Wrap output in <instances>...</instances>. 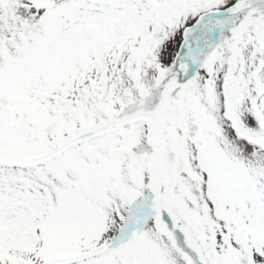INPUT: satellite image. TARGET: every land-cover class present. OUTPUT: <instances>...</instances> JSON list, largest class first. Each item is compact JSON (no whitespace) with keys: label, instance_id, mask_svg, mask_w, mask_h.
Masks as SVG:
<instances>
[{"label":"snow or ice","instance_id":"6c2138e0","mask_svg":"<svg viewBox=\"0 0 264 264\" xmlns=\"http://www.w3.org/2000/svg\"><path fill=\"white\" fill-rule=\"evenodd\" d=\"M0 264H264V0H0Z\"/></svg>","mask_w":264,"mask_h":264}]
</instances>
